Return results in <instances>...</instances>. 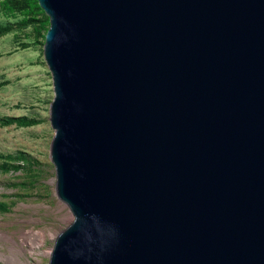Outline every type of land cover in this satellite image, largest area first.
Wrapping results in <instances>:
<instances>
[{
  "label": "water",
  "instance_id": "95a60500",
  "mask_svg": "<svg viewBox=\"0 0 264 264\" xmlns=\"http://www.w3.org/2000/svg\"><path fill=\"white\" fill-rule=\"evenodd\" d=\"M47 264H264V0H37Z\"/></svg>",
  "mask_w": 264,
  "mask_h": 264
},
{
  "label": "rangeland",
  "instance_id": "374dc122",
  "mask_svg": "<svg viewBox=\"0 0 264 264\" xmlns=\"http://www.w3.org/2000/svg\"><path fill=\"white\" fill-rule=\"evenodd\" d=\"M48 27L37 0H0V232L17 240L22 231L38 234L33 254L26 240L21 256L11 255L10 242L0 237V253L9 256L0 264H47L56 235L73 219L55 193L49 158L53 85L43 56Z\"/></svg>",
  "mask_w": 264,
  "mask_h": 264
},
{
  "label": "bare ground",
  "instance_id": "6f19581e",
  "mask_svg": "<svg viewBox=\"0 0 264 264\" xmlns=\"http://www.w3.org/2000/svg\"><path fill=\"white\" fill-rule=\"evenodd\" d=\"M37 236H38V234L33 232V231H22V232H19V234L17 235V238H18V240H17L13 234L0 232V237L3 238L4 240H7L8 242H10V249H11L10 254L12 255L13 252H15L17 254V252H18V254L20 256L23 255L25 252L23 245L26 244L27 241H32L31 242L32 246H31L29 254L30 255L33 254V249L38 246L34 242V240L36 239ZM4 256H5V259L8 261L9 256L0 253V258H2ZM21 263L29 264L27 259H26V261H22Z\"/></svg>",
  "mask_w": 264,
  "mask_h": 264
},
{
  "label": "trees",
  "instance_id": "16d2710c",
  "mask_svg": "<svg viewBox=\"0 0 264 264\" xmlns=\"http://www.w3.org/2000/svg\"><path fill=\"white\" fill-rule=\"evenodd\" d=\"M19 121V122H22L23 120H21V119H9V121L11 122V121ZM22 123H24V122H22ZM0 207H1V204H0Z\"/></svg>",
  "mask_w": 264,
  "mask_h": 264
}]
</instances>
